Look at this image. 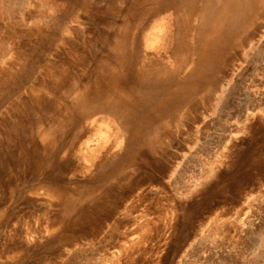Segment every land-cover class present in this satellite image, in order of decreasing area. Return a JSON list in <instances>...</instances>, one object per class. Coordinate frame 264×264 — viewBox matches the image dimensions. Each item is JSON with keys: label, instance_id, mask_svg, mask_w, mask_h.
Listing matches in <instances>:
<instances>
[{"label": "rangeland", "instance_id": "obj_1", "mask_svg": "<svg viewBox=\"0 0 264 264\" xmlns=\"http://www.w3.org/2000/svg\"><path fill=\"white\" fill-rule=\"evenodd\" d=\"M129 1L0 0V264H264V5L156 153L110 180L105 151L69 149L61 119Z\"/></svg>", "mask_w": 264, "mask_h": 264}, {"label": "bare ground", "instance_id": "obj_2", "mask_svg": "<svg viewBox=\"0 0 264 264\" xmlns=\"http://www.w3.org/2000/svg\"><path fill=\"white\" fill-rule=\"evenodd\" d=\"M260 5L264 0H130L124 8L128 13L120 16L115 31L103 42L109 54L99 58V69L81 84L61 119L62 133L77 124L69 149L77 147L91 165L105 151L97 177L110 180L156 153L163 133L185 119L193 98L215 84L210 74L216 60L223 49L236 46L246 26L254 24ZM163 22L169 43L158 46L160 54L150 55L146 48L155 33L151 31ZM101 114L119 122L114 147L122 145L118 133H124L119 155L108 156L111 148L103 150L87 136Z\"/></svg>", "mask_w": 264, "mask_h": 264}]
</instances>
